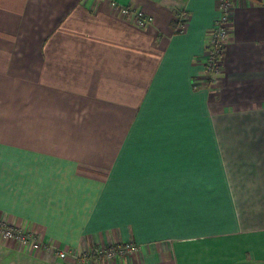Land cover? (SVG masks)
I'll list each match as a JSON object with an SVG mask.
<instances>
[{
	"label": "crops",
	"instance_id": "1",
	"mask_svg": "<svg viewBox=\"0 0 264 264\" xmlns=\"http://www.w3.org/2000/svg\"><path fill=\"white\" fill-rule=\"evenodd\" d=\"M230 14L209 78L216 0H0V218L52 245L0 264H264V0Z\"/></svg>",
	"mask_w": 264,
	"mask_h": 264
},
{
	"label": "built area",
	"instance_id": "2",
	"mask_svg": "<svg viewBox=\"0 0 264 264\" xmlns=\"http://www.w3.org/2000/svg\"><path fill=\"white\" fill-rule=\"evenodd\" d=\"M218 8V16L215 21V30L211 36V39L207 48V55L205 57L204 68L207 72H212L211 75H214L216 72V67L219 63V55L223 50V46L228 34V28L231 20V0H216ZM127 12L125 9L123 10ZM141 18V22H142ZM0 236L6 239H15L23 244H29L33 247H39L38 237L35 236L32 232L24 231L19 228L17 225L4 221L0 218ZM41 246L49 248L52 245L43 243ZM135 247L132 244H115L109 247H97L93 249L92 254H96L100 257H105L108 259H113L118 255L126 251H132ZM58 255L60 257L65 256V251L58 248Z\"/></svg>",
	"mask_w": 264,
	"mask_h": 264
},
{
	"label": "rangeland",
	"instance_id": "3",
	"mask_svg": "<svg viewBox=\"0 0 264 264\" xmlns=\"http://www.w3.org/2000/svg\"><path fill=\"white\" fill-rule=\"evenodd\" d=\"M181 18H184V17L181 16ZM218 72H219V68H218V66H217V67H216V72H215L214 75H218ZM211 73H212V72H207V71H205L206 76L209 77V78L212 77ZM211 80H213V79H211ZM209 81H210V80H209Z\"/></svg>",
	"mask_w": 264,
	"mask_h": 264
},
{
	"label": "trees",
	"instance_id": "4",
	"mask_svg": "<svg viewBox=\"0 0 264 264\" xmlns=\"http://www.w3.org/2000/svg\"><path fill=\"white\" fill-rule=\"evenodd\" d=\"M182 22L180 21V24H181ZM207 48H208V45H207ZM220 56V55H219ZM218 68H219V66H218Z\"/></svg>",
	"mask_w": 264,
	"mask_h": 264
}]
</instances>
